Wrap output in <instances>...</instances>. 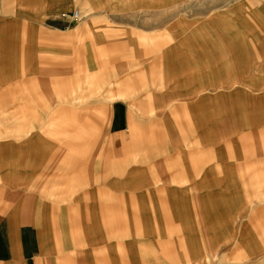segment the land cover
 <instances>
[{"label":"crops","instance_id":"obj_1","mask_svg":"<svg viewBox=\"0 0 264 264\" xmlns=\"http://www.w3.org/2000/svg\"><path fill=\"white\" fill-rule=\"evenodd\" d=\"M121 1L124 16L164 0ZM221 1L126 30L120 48L147 91L109 109L106 151L81 152L82 124L60 150L36 126L17 137L0 122V264H264V0ZM71 3L0 0L7 112L17 77L41 68L47 83L67 50L80 56L79 20L61 16ZM108 7L85 13L87 45L112 47L111 19L91 24Z\"/></svg>","mask_w":264,"mask_h":264},{"label":"rangeland","instance_id":"obj_2","mask_svg":"<svg viewBox=\"0 0 264 264\" xmlns=\"http://www.w3.org/2000/svg\"><path fill=\"white\" fill-rule=\"evenodd\" d=\"M167 2L168 0L147 3L134 15L124 16L120 14L121 9L126 8V5L125 1L122 3L121 0H79V4L67 5L64 9H74L79 12L77 26L79 25V30L83 32H79L80 56H73L67 50L63 54L64 56L59 58L60 62H64L62 65H58L60 68L63 67L62 70H57V65L49 69L50 76L61 78L49 79L47 83L40 79L41 74L46 73L41 68L36 73H32L33 78L30 81L26 80L25 83L23 77H17L15 80V111L7 112L4 108L5 105H0V122L15 123V131H11V133L17 137L28 130L29 125L36 126L39 132L42 131L43 134L54 137L58 141L60 150L62 142L67 143L72 139V132L78 124H82L86 128L84 133L86 144L81 152L100 153L106 151V138L109 134L107 116L111 108L118 107L120 100L129 101L132 104L138 93L141 95L147 91V88H144L143 84L141 85V81L134 77L140 68L137 61L125 49L123 51L120 48L119 40L125 37L126 30L133 31L132 35L136 36L137 29L143 25L163 24L174 17L178 21L183 19L185 12L188 15L191 10L192 14H195L200 9H214L222 3L221 0H170L169 5ZM104 3L111 7L112 15L106 17V22L93 20L91 24L97 27L107 23L108 18L111 19V29L106 32V36H111L112 47L106 49L87 45L88 35L86 36V34L88 33L83 27L86 23L84 15L88 9L94 6L104 7ZM167 7L170 9L167 10ZM127 26H130V29ZM68 40L70 37H65V41ZM98 40L101 41V39ZM88 50L91 51V57L86 55ZM45 54H40L36 58L39 64H45L41 63L46 60ZM53 60L56 58L53 57ZM41 66L45 67V65ZM60 87L69 88V93L72 91L74 95L53 94V91L54 93L60 92L58 91ZM45 89L48 90L45 91ZM44 92L46 94H43ZM29 122L31 123L29 124ZM0 125L6 124L0 123ZM2 129L7 132L6 127H0V130ZM64 150L68 151L63 146ZM72 162L61 161L59 168L72 170ZM88 162L90 160L85 158L80 160L81 177V174L87 169ZM53 178L55 181H60L62 178L70 179L68 176Z\"/></svg>","mask_w":264,"mask_h":264},{"label":"built area","instance_id":"obj_3","mask_svg":"<svg viewBox=\"0 0 264 264\" xmlns=\"http://www.w3.org/2000/svg\"><path fill=\"white\" fill-rule=\"evenodd\" d=\"M61 16L65 17V18H70V20L72 22H76L79 19V12L78 10H73L70 15L67 13H62Z\"/></svg>","mask_w":264,"mask_h":264}]
</instances>
